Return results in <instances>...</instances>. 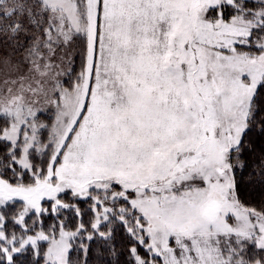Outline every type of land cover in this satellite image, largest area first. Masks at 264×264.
<instances>
[{"label":"snow or ice","instance_id":"6c2138e0","mask_svg":"<svg viewBox=\"0 0 264 264\" xmlns=\"http://www.w3.org/2000/svg\"><path fill=\"white\" fill-rule=\"evenodd\" d=\"M0 264H264V0H0Z\"/></svg>","mask_w":264,"mask_h":264}]
</instances>
